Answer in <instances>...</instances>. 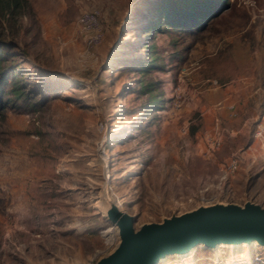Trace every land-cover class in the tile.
Masks as SVG:
<instances>
[{"label": "rangeland", "instance_id": "obj_1", "mask_svg": "<svg viewBox=\"0 0 264 264\" xmlns=\"http://www.w3.org/2000/svg\"><path fill=\"white\" fill-rule=\"evenodd\" d=\"M151 2L17 0L0 18L30 91L29 105L0 116V264L110 254L105 189L134 229L215 202L264 207V103L253 100L263 98L264 0H225L200 30L145 34ZM90 10L102 37L88 47L76 19ZM149 44L157 68L140 71ZM254 255L264 249L197 247L158 264Z\"/></svg>", "mask_w": 264, "mask_h": 264}, {"label": "water", "instance_id": "obj_2", "mask_svg": "<svg viewBox=\"0 0 264 264\" xmlns=\"http://www.w3.org/2000/svg\"><path fill=\"white\" fill-rule=\"evenodd\" d=\"M105 216L117 227L120 242L93 264H158L164 253L184 251L200 242L209 246L255 240L264 245V207L252 203L243 208L234 204L197 207L137 229L133 218L116 207L107 209Z\"/></svg>", "mask_w": 264, "mask_h": 264}, {"label": "trees", "instance_id": "obj_3", "mask_svg": "<svg viewBox=\"0 0 264 264\" xmlns=\"http://www.w3.org/2000/svg\"><path fill=\"white\" fill-rule=\"evenodd\" d=\"M223 1L225 0H217V3L214 0H152L147 8L148 18L142 26L143 31L148 34L151 31L161 33V28L176 29L180 32L203 29L210 17L227 8L226 3L223 5ZM16 7L17 0H0V18L4 19ZM215 7L217 9H214ZM154 46V44L145 46L146 57L143 61H139L140 71L157 68L152 58ZM10 47V43L0 38V116H3L8 108L23 106V104L29 105L30 91L26 88V81L15 75L10 61ZM231 68L233 69V65ZM233 70L228 75L225 72V80L220 77L221 85L234 78ZM147 100L150 102V108L154 109L156 101L151 102V95Z\"/></svg>", "mask_w": 264, "mask_h": 264}, {"label": "built area", "instance_id": "obj_4", "mask_svg": "<svg viewBox=\"0 0 264 264\" xmlns=\"http://www.w3.org/2000/svg\"><path fill=\"white\" fill-rule=\"evenodd\" d=\"M82 33L84 34L85 43L88 47L94 46L101 40L102 32L98 19V12L96 10H90L80 13L76 19ZM228 168L233 170L235 168V162L230 161ZM250 264H264V260L259 255H254Z\"/></svg>", "mask_w": 264, "mask_h": 264}, {"label": "bare ground", "instance_id": "obj_5", "mask_svg": "<svg viewBox=\"0 0 264 264\" xmlns=\"http://www.w3.org/2000/svg\"><path fill=\"white\" fill-rule=\"evenodd\" d=\"M104 194V199L108 200L109 203H108V207L107 209H110V207H116L114 205V201L113 200H110L107 192H106V189H105V192L103 193ZM229 203H222V202H215V203H212V204H207V205H201L199 207L201 208H206V207H210V206H213V205H220V206H227ZM246 204V202L244 203ZM244 204L242 205H237L238 207L240 208H243L244 207ZM236 205V204H234ZM197 208V207H196ZM107 209L105 211H107ZM118 210V208H116ZM119 212L121 213H124L120 210H118ZM191 211V210H190ZM126 214V213H125ZM182 214V213H181ZM181 214H177L176 216H179ZM166 219V218H164ZM162 219V221L164 220ZM162 221H160L159 223H161ZM114 226V229L113 231L110 233V237L113 238V239H118L117 240V244L115 245V247L113 248V250L116 249L118 243L120 242V239H119V236H118V229L115 225ZM109 237V238H110ZM257 245L259 247H262L264 249V245L263 244H260V243H257L255 240H252L250 243H244V242H218V243H214L213 245H209V246H205L203 243H197L196 245H193L191 247H189L187 250H184V251H179V252H170V253H164L161 257L158 258V263L160 262H163L165 259L169 258V257H172V256H176V257H184L186 256L190 250L194 249V248H206V249H215L216 247L218 246H233V245ZM112 250V251H113ZM107 255V254H106ZM249 264H250V261H249Z\"/></svg>", "mask_w": 264, "mask_h": 264}, {"label": "crops", "instance_id": "obj_6", "mask_svg": "<svg viewBox=\"0 0 264 264\" xmlns=\"http://www.w3.org/2000/svg\"><path fill=\"white\" fill-rule=\"evenodd\" d=\"M233 81V80H232ZM231 81V82H232ZM224 85V84H223ZM263 88V90L261 91L262 92V94H263V98L261 99L258 95H256L255 96V98H253V100H256V103L258 102V100H261L262 101V103H264V87H262ZM226 89H227V87H226ZM259 103V102H258ZM261 115V118L263 119V117H264V112H262V114H260Z\"/></svg>", "mask_w": 264, "mask_h": 264}]
</instances>
